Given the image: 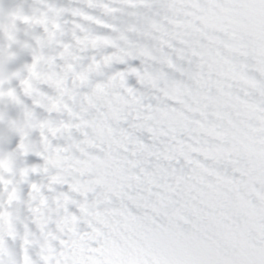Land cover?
<instances>
[{
	"label": "snow or ice",
	"instance_id": "obj_1",
	"mask_svg": "<svg viewBox=\"0 0 264 264\" xmlns=\"http://www.w3.org/2000/svg\"><path fill=\"white\" fill-rule=\"evenodd\" d=\"M0 264H264V0H0Z\"/></svg>",
	"mask_w": 264,
	"mask_h": 264
}]
</instances>
